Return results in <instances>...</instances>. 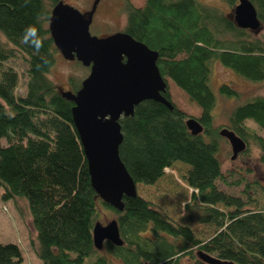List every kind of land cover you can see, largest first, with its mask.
Masks as SVG:
<instances>
[{
    "label": "trees",
    "instance_id": "1",
    "mask_svg": "<svg viewBox=\"0 0 264 264\" xmlns=\"http://www.w3.org/2000/svg\"><path fill=\"white\" fill-rule=\"evenodd\" d=\"M59 1L0 0V32L7 39L0 40V185L12 198L28 201L40 264H209L199 251L234 264H264V255L255 258L239 247L241 227L261 229L264 246V210L247 209L242 198L217 184L226 181L219 158L222 135L213 115L217 94L239 99L242 93L227 82L217 93L212 84L215 62L245 80L264 82V30L255 36L237 25L234 12L229 16L200 0H146L143 7L124 0V31L159 52L162 75L200 106L197 119L203 131L192 134L186 124L189 116L176 105L170 109L145 100L120 120V157L137 184H154L166 168L187 164L192 202L204 209L200 221L220 228L203 240L139 193L125 196L120 211L93 188L73 121L74 103L50 77L61 53L49 29ZM224 1L231 7L239 3ZM251 1L264 28V0ZM12 60L20 62L21 71L9 64ZM82 81L70 77V90L77 91ZM164 95L171 100L168 89ZM247 119L264 130V94L235 106L228 128L246 144L253 140L258 145L264 165V136ZM102 209L115 213L122 245L106 240L102 249L95 247L93 229ZM0 264H26L22 247L0 242Z\"/></svg>",
    "mask_w": 264,
    "mask_h": 264
},
{
    "label": "water",
    "instance_id": "2",
    "mask_svg": "<svg viewBox=\"0 0 264 264\" xmlns=\"http://www.w3.org/2000/svg\"><path fill=\"white\" fill-rule=\"evenodd\" d=\"M100 0H95L87 16L79 8L59 1L52 10L49 29L61 54L90 67V72L77 91L62 90L72 101L73 121L79 133L88 161L93 188L98 195L117 210H123L124 197L138 194L137 183L120 157L124 134L121 119L134 114L135 107L145 100H155L173 109L175 104L164 93L168 78L157 64L159 52L137 40L126 31L107 36L90 32L93 16ZM238 26L258 30L261 19L251 0H239L234 7ZM186 124L192 134L203 131L196 117ZM231 143L232 158L246 150V141L233 130L220 131ZM95 247L102 249L106 240L122 245L117 219L106 224L97 221L93 229ZM199 257L209 264H234L204 251Z\"/></svg>",
    "mask_w": 264,
    "mask_h": 264
},
{
    "label": "rangeland",
    "instance_id": "3",
    "mask_svg": "<svg viewBox=\"0 0 264 264\" xmlns=\"http://www.w3.org/2000/svg\"><path fill=\"white\" fill-rule=\"evenodd\" d=\"M95 0H64L65 3L79 8L87 16L92 10ZM135 7H143L146 0H128ZM203 3L221 8L229 16L233 15L234 7L224 0H200ZM124 0H100L90 32L97 36H107L117 31L124 30L127 15L124 11ZM263 31V25L259 28ZM257 30L253 31L257 36ZM0 40L7 43L6 37L0 32ZM11 45V44H10ZM19 71L21 65L18 60H12ZM90 67L84 66L77 60L66 59L58 54L55 65L51 68L50 77L62 90H70L69 78L75 77L82 81L88 76ZM168 90L172 102L189 117L198 118L201 114L200 106L171 79L168 78ZM223 82L232 83L241 91V98H227L218 93V86ZM212 84L217 90L218 104L213 111L214 124L220 130L229 128V114L238 104L264 94V82L255 83L239 77L233 70L225 67L220 62L213 64ZM23 90V87H21ZM246 124L264 136V130L259 128L252 119H247ZM248 153L242 152L232 158L233 149L230 141L222 136L220 138L219 158L226 174V181L218 180L220 189L228 194L242 198L247 209L264 210V165L260 162V149L253 141L247 142ZM189 166L182 162L165 169V175L156 183L137 184L138 193L151 201L155 206L165 211L177 223L186 224L193 228L197 236L203 240L209 239L220 228L213 223H202L200 216L204 209L192 202V188L187 184L185 176ZM218 207L226 210L224 205ZM233 209V208H231ZM115 219V213L109 209H102L99 221L102 224ZM240 245L255 258H263V231L251 230L246 227L240 229ZM0 242L18 243L24 252L26 264H40L37 257V233L33 226L32 216L28 201L25 198H12L0 185ZM233 250H230L232 252Z\"/></svg>",
    "mask_w": 264,
    "mask_h": 264
},
{
    "label": "flooded vegetation",
    "instance_id": "4",
    "mask_svg": "<svg viewBox=\"0 0 264 264\" xmlns=\"http://www.w3.org/2000/svg\"><path fill=\"white\" fill-rule=\"evenodd\" d=\"M95 15V14H94ZM93 21H94V16H93ZM121 31H124V30H121Z\"/></svg>",
    "mask_w": 264,
    "mask_h": 264
}]
</instances>
